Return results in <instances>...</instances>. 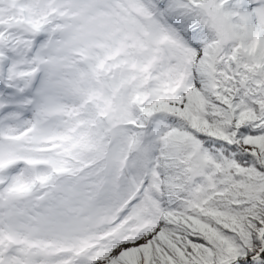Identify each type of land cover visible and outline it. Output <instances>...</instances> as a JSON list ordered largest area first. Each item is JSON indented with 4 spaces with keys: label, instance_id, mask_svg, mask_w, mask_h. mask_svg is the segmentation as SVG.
<instances>
[{
    "label": "snow or ice",
    "instance_id": "1",
    "mask_svg": "<svg viewBox=\"0 0 264 264\" xmlns=\"http://www.w3.org/2000/svg\"><path fill=\"white\" fill-rule=\"evenodd\" d=\"M0 264H264V0H0Z\"/></svg>",
    "mask_w": 264,
    "mask_h": 264
}]
</instances>
